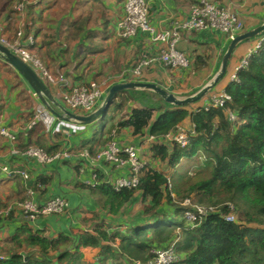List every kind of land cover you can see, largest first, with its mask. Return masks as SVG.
Segmentation results:
<instances>
[{
	"label": "crops",
	"instance_id": "crops-1",
	"mask_svg": "<svg viewBox=\"0 0 264 264\" xmlns=\"http://www.w3.org/2000/svg\"><path fill=\"white\" fill-rule=\"evenodd\" d=\"M5 1L1 0L0 8V29L3 33L13 38L14 32L24 24L26 36L34 37L33 43H28L29 48L53 71L67 73L71 83L75 85L89 81L103 83L112 76L121 75L125 70H129L142 54L151 57L165 47L162 41L154 40V35L148 31L140 30L129 38L117 35V22L124 13L126 0H49L50 4L46 7L42 3L44 0H32L31 2L35 4L30 3L24 10L13 14H10V10L13 9L12 0H8L7 7L4 5ZM69 1L71 4H68ZM215 1L233 9L244 21L245 30L255 28L264 22V0ZM147 2L150 23L156 31H163L171 28L175 22L190 19L193 7L199 4L200 0H147ZM94 3L98 6L91 11L92 21L84 23L82 32L76 35L72 21L86 17ZM31 28L34 29L33 32L30 31ZM182 34L177 48L190 56V65L187 68H169L156 62L143 69L142 75L136 81L159 83L168 91L185 97L193 94L210 80L218 71L230 40L215 29ZM257 41L258 38H253L237 46L229 60L225 76L200 101L191 104V110L206 104L214 93L226 90L230 83L229 74L235 71L240 59L249 54ZM198 56L202 58H197ZM127 81H130V78L110 81L106 88L109 90L113 84ZM49 90L59 103L58 105L51 103L52 108L64 118L55 114L17 69L0 56V128L5 127L16 136V140L13 141L0 133V210L6 211L16 201L23 200L29 190L35 191L32 199L38 203L56 196L64 197L70 203V208L62 214L31 218L14 208L8 213H2L0 255L7 258L13 254L25 256L31 250L26 247L23 240L26 237L25 233L19 234L20 238L15 239L18 228L24 225L32 227L33 230H41L44 236L56 238L60 233L79 235L82 230L87 229L84 219L90 220L89 225L95 223L94 213L100 214V220L103 219L111 232L117 230L125 232L135 223L136 225L146 223L143 220V204L139 194L134 196L133 201L123 205L118 212L111 213L102 207L92 191L97 185L105 183L112 186L116 179L129 177V164L119 165L104 159L92 163L88 158L78 155L79 150L88 148L92 153H96L115 138L122 146L136 144L139 156L146 163V167L151 164L168 171L165 164L154 160L151 149L156 142L168 141L156 137L151 139L147 132L134 134L130 127L118 125L119 120L129 117L134 107L142 106L140 101L130 97L122 111L116 110L111 118L108 112L105 121L97 120L99 123L95 121L87 124L85 129L76 132L70 125H61L60 128L58 126L61 120L80 125L68 119L65 114L67 110L77 114L85 113L67 107L61 88L52 86ZM106 94L107 92L99 101V106ZM127 96L132 94L120 93L114 103L121 102L122 97ZM110 121L113 123L107 133L106 127ZM181 124L189 127L192 120L186 118ZM97 125L98 129L94 130ZM114 130L115 136L112 135ZM99 138L104 144L97 141ZM22 144H41L46 148L56 149L50 153L67 149L71 151V156L43 164L26 154L13 152L14 148L25 149ZM4 167L12 173L8 174ZM17 170L27 172L29 176L25 177L17 173ZM135 202L139 203L138 206L134 205ZM124 216H130L132 220L123 222ZM119 242L118 239L113 245L118 246ZM20 244L22 247H19ZM83 252L88 261L97 262L101 248L85 247ZM119 260L131 264L135 259ZM109 262L110 260L107 264Z\"/></svg>",
	"mask_w": 264,
	"mask_h": 264
},
{
	"label": "trees",
	"instance_id": "trees-1",
	"mask_svg": "<svg viewBox=\"0 0 264 264\" xmlns=\"http://www.w3.org/2000/svg\"><path fill=\"white\" fill-rule=\"evenodd\" d=\"M12 1L10 14L18 13L16 4L28 5L30 0ZM96 3L86 17L72 21L76 35L82 32L84 23L92 21ZM4 5L7 7L8 0ZM238 76V81L226 87L232 100L224 107L191 110L190 105L173 106L155 92L144 90L147 94L140 101L142 106L134 107L128 118L118 121L119 126L130 127L134 134L147 132L161 140L186 118L195 125L186 147L174 142L152 145L154 160L165 164L168 171L150 164L141 170L137 187L117 191L104 183L92 188L102 207L111 213L139 194L145 224L135 223L125 232H111L100 214L94 213L95 223L89 225L90 220L84 219L87 229L79 235L60 233L56 238L24 225L14 237L19 239V234L25 233L23 240L31 250L25 256H4L0 264H107L121 258L145 263L154 255V249L167 247L174 240L180 260L171 264H264V40ZM130 97L138 100L133 95L122 97L120 105ZM228 111L234 112L238 120L231 121ZM97 141L104 144L101 138ZM41 146L49 152L56 150ZM178 166L183 169L177 182L173 170ZM169 182L178 200L190 197L195 203L218 210L192 228L183 218L181 201L171 196ZM231 212L234 221L226 220ZM118 239L119 245L114 246ZM85 247L101 248L97 262L85 258Z\"/></svg>",
	"mask_w": 264,
	"mask_h": 264
},
{
	"label": "built area",
	"instance_id": "built-area-1",
	"mask_svg": "<svg viewBox=\"0 0 264 264\" xmlns=\"http://www.w3.org/2000/svg\"><path fill=\"white\" fill-rule=\"evenodd\" d=\"M26 4L27 3H20L18 10L21 11L24 9ZM149 14L150 10L147 0H126L124 4V13L117 22V35L122 38H129L140 30L148 31L154 35V40L162 41L165 47L161 49L157 55L151 57L142 54V56H139L134 66L129 70H125L121 75L112 76L103 83L89 81L75 85L65 83L63 77L58 80L57 76L50 71L46 63L29 48L28 43H33L34 37L33 35L26 36L24 24L19 27L17 35L13 38L6 36L3 30L0 31V42L12 52L18 54L25 63L36 70L49 86L63 88L62 96L68 108L75 111L81 110L85 113H90L98 107L99 101L103 99L105 93L108 92L106 86L110 81L113 82L118 79L125 80L128 78H130V81H136V79L142 75L143 69L156 62L162 63L169 68H187L191 63L190 56L177 48L183 36L182 33L199 31L202 29H215L223 32L226 37L231 40L244 29V22L233 9L222 6L215 0H200L199 4L193 7L190 19L183 22H175L171 28L164 29L163 31H156L150 23ZM263 39L264 37L256 43L255 47L248 55L240 59L235 71L229 74L230 82L239 80V70L249 64L251 54L260 47ZM231 100V95L226 90H221L214 93L206 104L194 110L199 108L209 110L211 108L224 107ZM228 118L233 122L238 120V116L232 111H228ZM66 124L72 126L74 131L85 128L84 125L66 123L65 121H61L58 128ZM0 133L13 141L16 140V136L5 127L0 128ZM194 133L195 125L193 123L189 127L181 124L177 126L176 130L166 134L164 139L168 142L177 143L181 147H186L190 143V136ZM112 135H116V130L113 131ZM153 138L155 137L151 136V139ZM13 152L27 154L43 163H49L56 159L71 156V151L67 149L49 153L35 144H30L23 150L14 148ZM78 155L88 158L92 163L104 159L106 161L116 162L119 165L129 164L130 176L118 178L112 184L117 191L123 188L130 189L137 187L139 185L140 172L146 165L144 160L139 156V148L136 144L122 146L115 138L107 142L97 153H92L89 149H83L80 150ZM4 170L8 174L12 173L7 167H4ZM16 172L28 177L25 171L17 170ZM168 186L171 196L177 200V196L172 190V182H169ZM34 193V190H29L27 196L23 200L15 202L6 211L0 210V216H2L4 212L8 213L12 208H17L32 218L42 215L62 214L70 208L69 201L59 196L49 198L42 203L35 202L32 199ZM178 201H181L182 206L185 208L183 211V218L192 228L197 226L205 217L218 210L217 207L212 205L208 206L195 203L190 197ZM227 205L230 208H234V205L230 202H227ZM226 220L234 221V213H229L226 216ZM176 242L177 240H174L167 247L154 249V255L145 263L140 260H134L131 264H171L178 261L180 260V256L176 251ZM0 258L5 257L0 255ZM108 264L127 263L125 261H110Z\"/></svg>",
	"mask_w": 264,
	"mask_h": 264
},
{
	"label": "water",
	"instance_id": "water-1",
	"mask_svg": "<svg viewBox=\"0 0 264 264\" xmlns=\"http://www.w3.org/2000/svg\"><path fill=\"white\" fill-rule=\"evenodd\" d=\"M264 34V22L258 25L255 28L246 30L241 34L237 35L232 39L228 45L227 50L225 51L220 67L218 71L206 82L201 88L195 91L193 94H190L185 97L176 95L174 92L168 91L161 84L155 82H142V81H127L113 84L106 94L101 105L96 108L93 112L89 114H77L70 110H67L65 114L68 116V119H71L73 122L80 124H91L96 120H105L111 105L116 101L117 96L125 90H135V89H144L153 91L159 96H161L167 103L173 106H188L195 102L200 101L204 96H206L216 85L221 81L227 72V67L229 60L237 48V46L246 40H250L254 37L261 36ZM0 56L9 64H11L17 71L29 82L32 88L36 93L41 97L42 101L49 106L53 112L60 117L64 118L63 115L55 111L51 103L58 105V101L52 97L49 87L44 82V80L39 76V74L27 63H25L22 58L12 52L8 47L3 45L0 42Z\"/></svg>",
	"mask_w": 264,
	"mask_h": 264
},
{
	"label": "rangeland",
	"instance_id": "rangeland-1",
	"mask_svg": "<svg viewBox=\"0 0 264 264\" xmlns=\"http://www.w3.org/2000/svg\"><path fill=\"white\" fill-rule=\"evenodd\" d=\"M34 1V0H33ZM12 3H13V1H12ZM30 3H33V4H35L34 2H28V4H30ZM43 6H49V4H50V2H49V0H44L43 2ZM24 4V3H23ZM68 4H71V2L69 1L68 2ZM1 5H2V3H1V0H0V8H1ZM20 5L19 4H16L15 5V7H16V9H17V11H20V10H18ZM26 8V7H25ZM24 8V9H25ZM9 9V8H8ZM24 9H22V10H24ZM3 11H4V9H3ZM121 14V13H120ZM28 20V19H27ZM26 20V21H27ZM1 31V30H0ZM40 57V56H39ZM41 58V57H40ZM46 65H47V63H46ZM49 67V66H48ZM49 69H50V71L52 72V73H54L56 76H57V79L59 80L61 77H63L64 78V82L65 83H69V84H72L71 83V80H70V76L68 77L67 76V73H63V72H60V71H53L50 67H49ZM62 90H63V88H62ZM144 91V90H143ZM146 91V90H145ZM131 92V94L134 96V98H137L138 99V101H142L143 99V97L147 94L146 92H137V91H130ZM114 104V105H113ZM111 106H112V108L110 109V111H109V114H110V118H111V115L117 110V111H122L123 109H124V105H120V102H116V103H113ZM96 123H99V122H97V120H96ZM112 121H110L109 123H108V125H107V127H106V132L108 133L109 131H110V129H111V127H112ZM98 125L97 126H95L94 127V130H97L98 129ZM37 146H39V145H37ZM40 147H42V146H40ZM43 149H45L44 147H42ZM46 150V149H45ZM46 151H48V150H46ZM49 152V151H48ZM50 153V152H49ZM27 155V154H26ZM27 156H29V155H27ZM29 157H31V156H29ZM32 158H34L35 160H37L35 157H32ZM38 161V160H37ZM183 161H185V160H183ZM39 163H43V162H40V161H38ZM47 163V162H46ZM43 164H45V163H43ZM182 167L181 166H178L177 168H174V179L178 182V181H181L178 177H181L182 176ZM27 173V172H26ZM28 174V173H27ZM28 176H29V174H28ZM20 201V200H19ZM17 202V201H16ZM138 202H135L134 203V205H136V206H138ZM14 209H17V208H14ZM18 210V209H17ZM23 213V212H22ZM24 214V213H23ZM25 216H27L26 214H24ZM29 217H31V216H29ZM32 218V217H31ZM129 220H132V218L130 217V216H124L123 217V222H126V221H129ZM127 231V230H126Z\"/></svg>",
	"mask_w": 264,
	"mask_h": 264
},
{
	"label": "clouds",
	"instance_id": "clouds-1",
	"mask_svg": "<svg viewBox=\"0 0 264 264\" xmlns=\"http://www.w3.org/2000/svg\"><path fill=\"white\" fill-rule=\"evenodd\" d=\"M31 1H32V0H30V2H31ZM242 21H243V20H242ZM243 22H244V21H243ZM211 30H213V29H211ZM219 31H220V30H219ZM244 31H246V30H245V24H244V29H243L242 32H244ZM242 32H240L239 34H241ZM222 33H223V32H222ZM223 34H224V33H223ZM239 34H238V35H239ZM224 35H225V34H224ZM262 35H263V34H262ZM262 35H261V36L254 37V38H258V41H259V40H261V38L264 37V36H262ZM225 36H226V35H225ZM252 39H253V38H252ZM231 40H232V39H231ZM231 40H230V41H231ZM263 40H264V39H263ZM263 40H262V41H263ZM258 41H257V42H258ZM256 50H257V49H256ZM256 50H255V51H256ZM47 66H48V65H47ZM35 71H36V70H35ZM36 72H37V71H36ZM37 73H38V72H37ZM39 76L41 77L40 74H39ZM41 78H42V77H41ZM42 79H43V78H42ZM43 80H44V79H43ZM44 82L46 83L45 80H44ZM46 84H47V83H46ZM47 86H48V87H52V86H49L48 84H47ZM107 93H108V92H107ZM36 94H37V93H36ZM98 107H99V104H98ZM98 107H97V108H98ZM92 112H93V111H92ZM84 113H85V112H84ZM90 113H91V112H90ZM85 114H89V113H85ZM107 115H108V114H107ZM61 121H63V120H61ZM103 121H104V120H103ZM80 125H84V127H85V125H87V124H80ZM180 125H181V124H180ZM84 129H85V128H84ZM78 131H79V130H78ZM76 132H77V131H76ZM84 149H88V148H84ZM100 149H101V148H100ZM21 150H23V149H21ZM81 150H83V149H81ZM79 151H80V150H79ZM96 153H97V152H96ZM172 185H173V184H172ZM177 200H178V199H177Z\"/></svg>",
	"mask_w": 264,
	"mask_h": 264
}]
</instances>
